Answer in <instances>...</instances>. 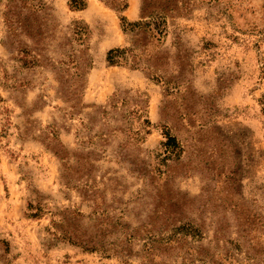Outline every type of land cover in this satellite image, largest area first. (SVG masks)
<instances>
[{
  "label": "rangeland",
  "instance_id": "rangeland-1",
  "mask_svg": "<svg viewBox=\"0 0 264 264\" xmlns=\"http://www.w3.org/2000/svg\"><path fill=\"white\" fill-rule=\"evenodd\" d=\"M126 1L0 0V264H264V0L179 2L139 68Z\"/></svg>",
  "mask_w": 264,
  "mask_h": 264
},
{
  "label": "trees",
  "instance_id": "trees-1",
  "mask_svg": "<svg viewBox=\"0 0 264 264\" xmlns=\"http://www.w3.org/2000/svg\"><path fill=\"white\" fill-rule=\"evenodd\" d=\"M22 0H12L6 18L10 22H16L13 18L15 8L18 2ZM108 4L117 11L124 12L128 8V2L126 0H107ZM183 0H142L141 7V19L138 21H129L126 16H122V25L125 33L131 35V45L125 47H115L108 51L107 61L110 65H127L132 62L133 68H139V64L143 59L150 60L152 56V50L150 45L155 41H160L164 36H167V19L168 15L177 11L179 8L178 3ZM86 0H71V6L76 9L84 8ZM36 8L35 5H32ZM25 33L29 37L33 38L34 32L30 27H24ZM30 28V29H29ZM14 34V32L12 31ZM78 33V32H76ZM21 44L22 41H19ZM23 46V44H22ZM24 47V46H23ZM71 62L77 66V59L73 58ZM153 62V59H152ZM87 66H90V59L87 60ZM149 119H144L143 125H149ZM133 135H141V132L137 130H130ZM148 133V129L145 128ZM164 134L166 140L162 143L164 152L166 154L175 153L179 149V142L176 134L170 126H165ZM52 151L59 156H62V150L60 147H52ZM39 213H34L33 216H37Z\"/></svg>",
  "mask_w": 264,
  "mask_h": 264
}]
</instances>
